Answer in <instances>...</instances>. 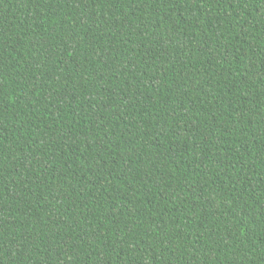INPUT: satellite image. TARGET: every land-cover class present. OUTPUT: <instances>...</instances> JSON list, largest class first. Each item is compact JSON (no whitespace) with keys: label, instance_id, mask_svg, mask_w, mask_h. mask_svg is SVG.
<instances>
[{"label":"trees","instance_id":"trees-1","mask_svg":"<svg viewBox=\"0 0 264 264\" xmlns=\"http://www.w3.org/2000/svg\"><path fill=\"white\" fill-rule=\"evenodd\" d=\"M0 264H264V0H0Z\"/></svg>","mask_w":264,"mask_h":264}]
</instances>
